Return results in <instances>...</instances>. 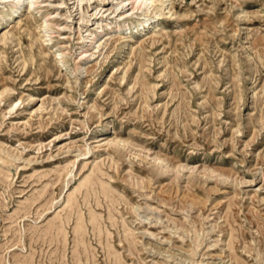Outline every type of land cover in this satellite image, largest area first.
Instances as JSON below:
<instances>
[{
    "label": "rangeland",
    "instance_id": "1",
    "mask_svg": "<svg viewBox=\"0 0 264 264\" xmlns=\"http://www.w3.org/2000/svg\"><path fill=\"white\" fill-rule=\"evenodd\" d=\"M123 1L0 27V264H264V0Z\"/></svg>",
    "mask_w": 264,
    "mask_h": 264
},
{
    "label": "bare ground",
    "instance_id": "2",
    "mask_svg": "<svg viewBox=\"0 0 264 264\" xmlns=\"http://www.w3.org/2000/svg\"><path fill=\"white\" fill-rule=\"evenodd\" d=\"M130 1V13L134 11L144 12L147 11L150 7H152L154 1L150 0H124ZM26 0H15L13 8L8 12V15L4 18L3 22L0 23L1 28H9L14 22V19L19 15L21 9L23 8L24 3ZM155 17H158V14H155ZM152 23V22H151ZM144 25H150V23L146 21H138L136 24L133 25V29L138 30V28L143 27ZM128 25L126 23H123L122 25L118 26V30L127 27ZM134 31V30H133ZM141 32V31H140ZM137 33V32H136Z\"/></svg>",
    "mask_w": 264,
    "mask_h": 264
}]
</instances>
